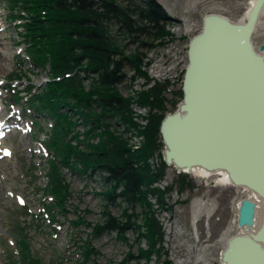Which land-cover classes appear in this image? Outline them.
Masks as SVG:
<instances>
[{"label": "trees", "instance_id": "16d2710c", "mask_svg": "<svg viewBox=\"0 0 264 264\" xmlns=\"http://www.w3.org/2000/svg\"><path fill=\"white\" fill-rule=\"evenodd\" d=\"M6 3L11 21L19 22L17 30L27 59L34 68L48 70L50 76L41 91L34 87L14 89L16 104L25 105V110L34 117L50 123L45 141L50 157L45 190L51 199L45 212L53 222L58 213L68 214L72 191L66 171L87 176L106 173L103 179L107 188L101 195L107 204L103 224L93 229L95 237L115 234L128 241L127 234L133 230L138 241L144 237L148 245L147 249H139L137 257L145 259L147 264L153 256L163 261L160 264H173L166 251L163 252L165 233L156 213L157 209L170 211L166 195L173 187L161 190L152 186L169 168L162 153L165 145L161 125L173 111L168 103L175 108L177 99L169 100L167 85L160 83L140 93V103L151 109L149 125L140 132L146 138L140 150L129 148L117 130L118 121L128 129L136 128L131 101L119 87L128 78V70L134 72L133 76L148 78L141 69L147 55L145 50L167 43L171 35L167 25L173 18L157 0H6ZM19 58L21 63L25 62L24 57ZM23 78L21 72L12 76V80ZM86 82H89L88 90ZM175 94L183 100V92ZM78 119L86 126L84 134L77 132ZM38 127L42 131L40 124ZM96 138L99 141L94 144L92 140ZM157 152L162 162L154 174L148 160ZM178 183L179 192L191 187V182L184 178ZM154 196L157 209L150 200ZM117 201L141 205L143 222L140 224L139 216L129 209H124L120 218L113 216L109 205H116ZM82 221L79 219L76 226L84 225ZM20 230L22 237L19 236L16 247L18 263L41 264L31 253L24 229ZM82 248L87 261L93 255L91 243H84Z\"/></svg>", "mask_w": 264, "mask_h": 264}, {"label": "rangeland", "instance_id": "374dc122", "mask_svg": "<svg viewBox=\"0 0 264 264\" xmlns=\"http://www.w3.org/2000/svg\"><path fill=\"white\" fill-rule=\"evenodd\" d=\"M157 1L168 13L174 15L172 18L176 24L185 20L193 24L192 31L183 35L182 52L179 53L186 70L190 41L202 31L204 17L219 14L233 22H239L252 0ZM260 22L253 36V43L258 50L264 44V14L261 15ZM17 23L19 22L11 21V11L6 0H0V56L17 52L13 60L3 57L5 67L0 70V106L7 107L6 119L11 115L16 117V123L7 122L10 129L6 130L9 136L5 138V146L10 148V152L0 154V264H19L16 247L19 236L22 237L20 228L24 229L33 257L39 259L41 264H147L145 259L137 257L140 248H148L146 238L138 241L137 232L130 230L127 234L128 241L117 238L115 234L95 237L93 233L94 227L104 221L103 211L107 202L101 194L107 188L103 179V176H107L106 173L95 172L87 176L66 171L65 177L72 191L68 214L64 216L58 213L53 222L52 217L45 212L46 204L51 199L45 190L47 161L50 158L45 141L50 123L45 124L42 118L34 117L33 113L25 110V105L15 106L14 89L23 91L34 87L41 91L50 76L48 70L44 72L34 68L26 58ZM130 50L133 51L134 47ZM152 51L145 50L148 54L154 53V57L157 53L162 57L164 53L165 57L169 50L155 48ZM21 56L25 58L24 63L20 62ZM185 70L182 75L179 72L173 82L162 83L167 85L166 97L171 101L177 99L175 108L168 103L170 111L176 112L182 102L175 93L183 92ZM16 72H21L23 80H12ZM14 80L16 81L13 82ZM85 86L88 90L89 82ZM119 88L122 93L123 86ZM148 89L150 88L145 90ZM148 109L150 115L151 109ZM36 122L40 124L42 131H39V124ZM77 122V132L84 134L86 126L81 119ZM80 138L83 140L84 136L81 135ZM142 139L145 144V136ZM98 141V138L92 140L94 144ZM156 154L161 161L160 154L157 152L154 155ZM165 175L171 183L170 187H173L166 195L170 211L157 209L156 196L150 199L154 209H157V217L165 233L163 252L166 251L167 258L173 264H221L220 253L224 250L221 237L226 242V233L229 237L241 231L242 228L239 227L231 232L226 230L229 231L233 223L237 222V205L250 197V192L220 182L217 175L201 177L187 172L178 173L174 167H169ZM180 178L190 181L191 187L179 192L177 181ZM124 209L135 211L139 216L138 222H143L141 205L131 206L124 201L109 205V211L118 218ZM79 219L83 220L84 225L76 226ZM88 242L93 248V255L84 261L82 246ZM129 255L132 257L129 258ZM160 260L153 256L150 264H160L163 262Z\"/></svg>", "mask_w": 264, "mask_h": 264}, {"label": "water", "instance_id": "95a60500", "mask_svg": "<svg viewBox=\"0 0 264 264\" xmlns=\"http://www.w3.org/2000/svg\"><path fill=\"white\" fill-rule=\"evenodd\" d=\"M263 10L264 0H256L246 22L204 17L188 47L183 100L161 125L168 166L225 172L234 187L250 192L239 228L252 230L262 214L257 231L228 241L225 264H264V44L258 50L253 43Z\"/></svg>", "mask_w": 264, "mask_h": 264}, {"label": "bare ground", "instance_id": "6f19581e", "mask_svg": "<svg viewBox=\"0 0 264 264\" xmlns=\"http://www.w3.org/2000/svg\"><path fill=\"white\" fill-rule=\"evenodd\" d=\"M255 2H256V0H252L250 2L249 7L247 8L243 18L241 19V22L247 21L249 13H250ZM263 14H264V10H263L262 15ZM260 19H261V17H260ZM167 27H172L175 30H177L179 34H182V39L184 37L183 35H185V34L188 35L190 33V31H187V21L186 20L183 21L181 24H176V22L172 21V22L168 23ZM166 44H171V35L167 39ZM156 49L162 50V48H160V46L157 47ZM154 51H155V48L153 49L152 52H154ZM16 53H13V55L11 53V54H4V55L0 56V70L2 67H5L4 62H3V57L12 58V60H13V58H15ZM153 55H154V53H149V54L147 53V55L144 59V62L142 64V67H141L142 71L147 74L148 78H152V67H155L156 64H162V61H163V57L159 56L160 55L159 53H157L155 55V57ZM133 75H134V72L129 73L128 78L122 84V86L124 88V91L122 93L126 98L130 99V101H131V103H130L131 104V113L133 116V120L136 124V128L128 129L124 123H122L121 121H118L117 130H118V133L121 134L125 140H127L129 148H131L132 150H140L144 146V141L142 139L143 135L140 132L143 129L147 128V125H149L148 123H149L150 115H149V109H148L149 107L142 105L139 101V97H140V93L143 90H145L146 88H149V81H146V78L143 76H133ZM6 112H8L7 107L0 106V132H7L5 137L0 139V154H3V155L10 152V148L5 146V141H6L5 138L9 136V134H8L9 130L8 129H10V127H8V125H7V122L16 123V121H14L16 119V117L14 115H11L9 118L6 119V117H5ZM6 130H8V131H6ZM11 137H13V136H11ZM148 163L150 165L151 171L154 174H157L158 171L160 170V167H161V161H160V159H157V155L151 156L148 160ZM189 173L191 175H196V176H201V177H211L213 175H217L220 177V179H219L220 182H223V183H226L228 185L233 186L229 176L225 172H219V173L212 174V173H209V172L202 170V169H194V170L190 171ZM170 185H171V183H169L168 177L165 175L163 178L159 179L152 186V188H159L161 190H166L167 188L170 187ZM249 194L252 195L251 193H249ZM1 201H2V199H1ZM261 222H262V214L259 210L256 213V222H255L256 224L252 228V230L248 231L247 227H245V228H242L241 231H239L235 235H238V234H246L247 235L250 233H254L260 227ZM233 224L234 225H232L229 228L228 232L233 231L234 228L237 227V222H234ZM235 235L229 236L226 239H228V241H229ZM226 247L227 246H225V249H226ZM222 264H224L223 261H222Z\"/></svg>", "mask_w": 264, "mask_h": 264}, {"label": "built area", "instance_id": "2783aa9c", "mask_svg": "<svg viewBox=\"0 0 264 264\" xmlns=\"http://www.w3.org/2000/svg\"><path fill=\"white\" fill-rule=\"evenodd\" d=\"M187 21V31H192V26L193 24H189L188 20ZM195 25V24H194ZM169 32L171 33V44H165L164 46H160L162 50H169L166 54L167 56L164 57L163 53V59L166 58L165 60L162 61V64H156L155 67H152V78H146V81H149V88H152L155 86L157 83H171L173 82L177 77L178 73L180 72L181 75L184 72L185 68L183 65L184 60L179 57V53L182 52V45L181 41L182 39V34H179L177 30H175L172 27H167ZM168 58L170 61H168ZM177 74V76H175ZM173 80V81H172ZM157 155V159H160ZM178 171V170H177ZM180 173V171H178ZM256 201H258L257 198L254 197ZM241 202L237 205L238 211L240 208ZM238 227V226H237ZM228 232V230H226ZM225 237H228V233L225 234ZM224 238L221 237V241L224 244V249L226 243L228 242V239H226V242H224ZM224 250L220 253V262L222 264V254ZM225 264V263H224Z\"/></svg>", "mask_w": 264, "mask_h": 264}, {"label": "crops", "instance_id": "0c3cea01", "mask_svg": "<svg viewBox=\"0 0 264 264\" xmlns=\"http://www.w3.org/2000/svg\"><path fill=\"white\" fill-rule=\"evenodd\" d=\"M171 17H173L174 15L173 14H171L170 12L168 13Z\"/></svg>", "mask_w": 264, "mask_h": 264}]
</instances>
